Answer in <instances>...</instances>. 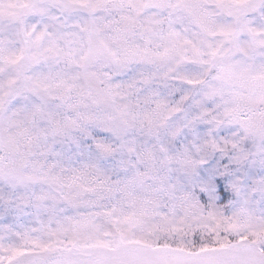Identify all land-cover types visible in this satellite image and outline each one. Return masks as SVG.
<instances>
[{
	"label": "snow or ice",
	"instance_id": "6c2138e0",
	"mask_svg": "<svg viewBox=\"0 0 264 264\" xmlns=\"http://www.w3.org/2000/svg\"><path fill=\"white\" fill-rule=\"evenodd\" d=\"M0 264H264V0H0Z\"/></svg>",
	"mask_w": 264,
	"mask_h": 264
}]
</instances>
